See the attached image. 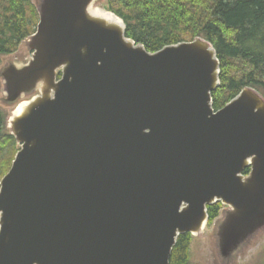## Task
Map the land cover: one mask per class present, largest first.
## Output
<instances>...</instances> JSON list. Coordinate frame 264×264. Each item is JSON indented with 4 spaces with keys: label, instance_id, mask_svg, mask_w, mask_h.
<instances>
[{
    "label": "water",
    "instance_id": "water-1",
    "mask_svg": "<svg viewBox=\"0 0 264 264\" xmlns=\"http://www.w3.org/2000/svg\"><path fill=\"white\" fill-rule=\"evenodd\" d=\"M102 1L36 0L32 58L0 68L19 148L0 183V264H170L218 203L216 253L235 264L264 232L263 95L215 110L209 41L149 52Z\"/></svg>",
    "mask_w": 264,
    "mask_h": 264
},
{
    "label": "trees",
    "instance_id": "trees-1",
    "mask_svg": "<svg viewBox=\"0 0 264 264\" xmlns=\"http://www.w3.org/2000/svg\"><path fill=\"white\" fill-rule=\"evenodd\" d=\"M35 1L0 0V65L35 33L39 18ZM104 8L124 19L127 37L152 53L196 38L209 41L221 67L222 84L213 93L215 110L245 87L264 97V0H108ZM1 88L0 83V92ZM8 116L0 108V183L19 151L7 128ZM222 208L221 203L208 207V226ZM192 242L191 234L181 235L170 264H192Z\"/></svg>",
    "mask_w": 264,
    "mask_h": 264
},
{
    "label": "rangeland",
    "instance_id": "rangeland-1",
    "mask_svg": "<svg viewBox=\"0 0 264 264\" xmlns=\"http://www.w3.org/2000/svg\"><path fill=\"white\" fill-rule=\"evenodd\" d=\"M97 6L107 7L108 0H103L102 2L98 3ZM38 23H39V18H38ZM37 26H36V30H37ZM31 58H32V53L28 51V49L26 48L23 42L22 45L18 48V51H16V53L5 56L3 58L0 68L8 64L9 62H15L18 65L27 64ZM0 83L2 87L0 92V97H3V85L1 79H0ZM0 108L4 109V111H7L9 116L14 110V107H6L1 102H0ZM213 228H214L213 225L208 226L203 235L199 237H193V242L191 245L192 264H223L219 260L216 253L215 241L212 235ZM235 264H264V232L261 235H259V237L255 240V243L241 255V257Z\"/></svg>",
    "mask_w": 264,
    "mask_h": 264
}]
</instances>
